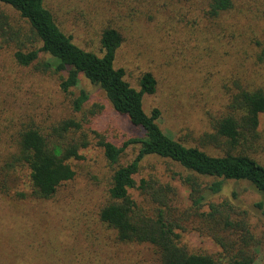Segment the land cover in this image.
Returning <instances> with one entry per match:
<instances>
[{"label": "trees", "instance_id": "obj_1", "mask_svg": "<svg viewBox=\"0 0 264 264\" xmlns=\"http://www.w3.org/2000/svg\"><path fill=\"white\" fill-rule=\"evenodd\" d=\"M204 1L202 11L211 18L234 6V0ZM46 2L0 0V49H9L18 66L55 78L72 111L49 124L24 117L12 131L0 129V222L6 224L2 226L20 220L14 205L51 199L75 177L73 162L83 158L81 150L92 144V133L109 173L97 214L114 231L117 243L146 245L159 264H264L256 261L264 233H257L249 212L229 197L213 198L225 180H237L251 183L264 199V163L257 157L264 84L234 79L226 110L211 116L209 129L174 138L158 122L160 108L150 112L144 108V96L157 90L153 72L143 71L136 87L126 79L125 68L116 65L125 40L121 30L103 28L100 51L86 49L61 27ZM83 79L101 89L140 134L118 144L96 129L89 133L84 123L104 107L92 99ZM17 116L19 120L21 115ZM129 147H135V153L124 161ZM148 156L168 159L180 170H173L170 180L142 175ZM173 180L187 190V200ZM256 205L264 215V201ZM187 231L211 238L218 250H192L184 240ZM8 247L10 258L3 263L16 264L24 249L17 241Z\"/></svg>", "mask_w": 264, "mask_h": 264}, {"label": "rangeland", "instance_id": "obj_2", "mask_svg": "<svg viewBox=\"0 0 264 264\" xmlns=\"http://www.w3.org/2000/svg\"><path fill=\"white\" fill-rule=\"evenodd\" d=\"M46 1L61 27L86 49L100 51L103 28L121 30L125 40L118 48L116 65L125 68L126 79L136 87L143 71L153 72L158 86L155 93L144 96V108L150 112L159 107L158 122L174 138L209 129L211 116L226 110L234 79L264 84V0H234L231 9L215 18L203 13L204 0ZM83 80L92 99L104 107L84 123L89 133L96 129L118 144L140 134L126 115L114 110L101 89ZM71 111L55 78L18 66L9 49H0V129L12 131L24 117L49 124ZM13 113L21 115L19 120ZM260 123L257 157L264 163V114ZM89 138L92 144L81 150L83 158L73 162L75 177L62 184L53 198L14 205L20 220L10 227L0 222V264L11 254L10 241L24 249L16 264H159L150 247L117 243L114 231L99 220L109 173L92 133ZM134 153L135 147H129L123 160ZM177 166L148 156L140 174L170 180L172 171L180 170ZM172 182L187 200L184 186ZM223 197L246 209L257 233H264V215L256 205L264 199L251 183L225 180L223 190L213 198ZM184 240L195 251L218 250L211 238L196 231L185 232ZM256 261L264 262V240Z\"/></svg>", "mask_w": 264, "mask_h": 264}]
</instances>
